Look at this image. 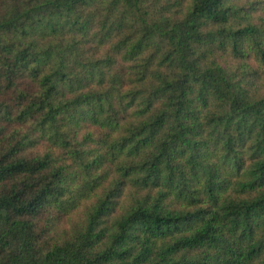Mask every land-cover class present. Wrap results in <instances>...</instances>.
<instances>
[{"label":"trees","instance_id":"1","mask_svg":"<svg viewBox=\"0 0 264 264\" xmlns=\"http://www.w3.org/2000/svg\"><path fill=\"white\" fill-rule=\"evenodd\" d=\"M0 264H264V0H0Z\"/></svg>","mask_w":264,"mask_h":264}]
</instances>
